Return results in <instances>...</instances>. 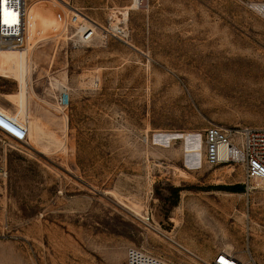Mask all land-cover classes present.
<instances>
[{
	"label": "rangeland",
	"instance_id": "obj_1",
	"mask_svg": "<svg viewBox=\"0 0 264 264\" xmlns=\"http://www.w3.org/2000/svg\"><path fill=\"white\" fill-rule=\"evenodd\" d=\"M135 3H32L24 49L0 42V110L20 109L11 61L28 59L34 123L23 143L0 133V264H129L132 249L264 264V188H221L243 166L204 158L207 127L264 126V0ZM74 8L98 26L89 44L67 40Z\"/></svg>",
	"mask_w": 264,
	"mask_h": 264
},
{
	"label": "built area",
	"instance_id": "obj_2",
	"mask_svg": "<svg viewBox=\"0 0 264 264\" xmlns=\"http://www.w3.org/2000/svg\"><path fill=\"white\" fill-rule=\"evenodd\" d=\"M50 0H15V8L11 11L15 14V23L6 25L0 22V42L12 46L15 49H24L27 41L28 12L32 3ZM128 1V0H120ZM131 1V0H130ZM136 1L137 6H144L148 0ZM128 12V11H126ZM94 24L85 21V18ZM2 20V17H0ZM71 25L75 32L67 35V40L76 45L89 44L98 37L96 22L81 11L73 13ZM6 27V30L3 27ZM125 30L118 28L117 33H111L102 28L101 33L106 37L124 35ZM69 93H64L61 104L69 101ZM0 133L12 141L26 142L29 132L26 125L14 120L0 110ZM205 162L215 166L219 164H240L244 168L245 193L250 194L255 189L264 188V126L234 125L229 127L211 125L205 130L204 139ZM7 175L5 168H0V178ZM198 258V257H197ZM130 264V263H129ZM207 264H260L250 253L247 258H240L235 253L221 249L215 252L213 258Z\"/></svg>",
	"mask_w": 264,
	"mask_h": 264
},
{
	"label": "bare ground",
	"instance_id": "obj_3",
	"mask_svg": "<svg viewBox=\"0 0 264 264\" xmlns=\"http://www.w3.org/2000/svg\"><path fill=\"white\" fill-rule=\"evenodd\" d=\"M135 5L137 6V3H135ZM259 7L264 9V5H259ZM77 11H79V10L74 8L72 12L76 13ZM78 14L80 16H82L80 13H78ZM82 18H85L84 19L85 21H88V22L95 25V23H93L91 20L87 19L86 17H84V16L79 17L80 20ZM29 37L30 38L32 37L30 32H29ZM30 48H31V43L29 42L25 49L27 51H29ZM13 49H15V48H13ZM30 70H31V68H30V64H29L28 59L20 60V59L14 58L11 61V73L16 78V80L18 81L19 87L21 90V101H20L21 105H20V109H18L13 115L6 113L8 116L13 118L14 120L26 125L29 133H31V131L33 129V124H34L29 120L28 110H27V80H28V75L30 73ZM194 142H192V144ZM189 151L191 153L199 154L202 152V147L198 144L197 145L195 144V145L189 147ZM194 156H196V155H194ZM201 218L203 219L204 217H201ZM185 249L187 251H189L187 248H185ZM129 263L130 264H168L167 262H165L163 260L157 259L155 257H152L150 255H147V254H145L141 251L135 250V249H132L130 251Z\"/></svg>",
	"mask_w": 264,
	"mask_h": 264
},
{
	"label": "snow or ice",
	"instance_id": "obj_4",
	"mask_svg": "<svg viewBox=\"0 0 264 264\" xmlns=\"http://www.w3.org/2000/svg\"><path fill=\"white\" fill-rule=\"evenodd\" d=\"M8 2V0H0V17H2V20H0V22H2L3 24L6 25H11L14 24L15 21V14L12 12H8L6 10L3 9L2 5L6 4Z\"/></svg>",
	"mask_w": 264,
	"mask_h": 264
},
{
	"label": "trees",
	"instance_id": "obj_5",
	"mask_svg": "<svg viewBox=\"0 0 264 264\" xmlns=\"http://www.w3.org/2000/svg\"><path fill=\"white\" fill-rule=\"evenodd\" d=\"M221 188H227V189L232 190V191L240 192V191L244 190V185L243 184H237V185H233L231 187H221ZM174 191L176 192V195L178 196L180 189L176 187V188H174Z\"/></svg>",
	"mask_w": 264,
	"mask_h": 264
},
{
	"label": "crops",
	"instance_id": "obj_6",
	"mask_svg": "<svg viewBox=\"0 0 264 264\" xmlns=\"http://www.w3.org/2000/svg\"><path fill=\"white\" fill-rule=\"evenodd\" d=\"M214 256V255H213ZM213 256H211V258H213Z\"/></svg>",
	"mask_w": 264,
	"mask_h": 264
}]
</instances>
